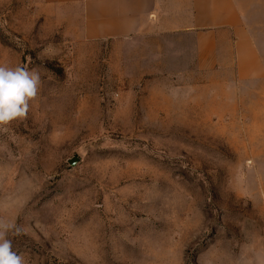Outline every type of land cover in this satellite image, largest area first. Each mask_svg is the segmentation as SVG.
<instances>
[{
  "label": "rangeland",
  "instance_id": "rangeland-1",
  "mask_svg": "<svg viewBox=\"0 0 264 264\" xmlns=\"http://www.w3.org/2000/svg\"><path fill=\"white\" fill-rule=\"evenodd\" d=\"M42 1L0 0V64L41 75L0 126L24 264H264V0L240 3L242 70L191 65L188 41L85 42Z\"/></svg>",
  "mask_w": 264,
  "mask_h": 264
},
{
  "label": "crops",
  "instance_id": "crops-1",
  "mask_svg": "<svg viewBox=\"0 0 264 264\" xmlns=\"http://www.w3.org/2000/svg\"><path fill=\"white\" fill-rule=\"evenodd\" d=\"M244 1L254 0H43L41 4L54 17L70 19L73 35L85 42L139 43L156 38L161 50L160 39L165 38L166 50L173 54L188 41L191 65L233 64L242 70L245 62L255 64L256 58L243 22ZM228 49L234 52L233 61L223 58Z\"/></svg>",
  "mask_w": 264,
  "mask_h": 264
},
{
  "label": "clouds",
  "instance_id": "clouds-1",
  "mask_svg": "<svg viewBox=\"0 0 264 264\" xmlns=\"http://www.w3.org/2000/svg\"><path fill=\"white\" fill-rule=\"evenodd\" d=\"M40 86L41 75L37 69L0 64V126L26 119ZM20 231L14 223L0 218V264H24L9 238L10 233Z\"/></svg>",
  "mask_w": 264,
  "mask_h": 264
},
{
  "label": "water",
  "instance_id": "water-1",
  "mask_svg": "<svg viewBox=\"0 0 264 264\" xmlns=\"http://www.w3.org/2000/svg\"><path fill=\"white\" fill-rule=\"evenodd\" d=\"M80 161V158L78 156H74L71 159H69V163L71 166H75Z\"/></svg>",
  "mask_w": 264,
  "mask_h": 264
}]
</instances>
